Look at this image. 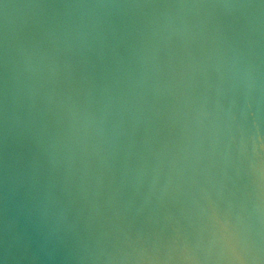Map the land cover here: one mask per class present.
I'll list each match as a JSON object with an SVG mask.
<instances>
[{"label": "water", "instance_id": "water-1", "mask_svg": "<svg viewBox=\"0 0 264 264\" xmlns=\"http://www.w3.org/2000/svg\"><path fill=\"white\" fill-rule=\"evenodd\" d=\"M0 264H264V0H0Z\"/></svg>", "mask_w": 264, "mask_h": 264}]
</instances>
